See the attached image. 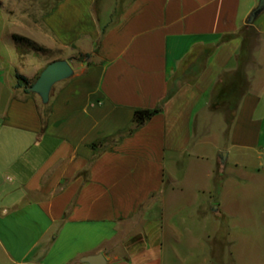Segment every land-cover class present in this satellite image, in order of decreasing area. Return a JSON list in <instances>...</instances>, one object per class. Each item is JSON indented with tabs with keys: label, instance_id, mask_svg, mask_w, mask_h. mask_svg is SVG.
Listing matches in <instances>:
<instances>
[{
	"label": "crops",
	"instance_id": "obj_1",
	"mask_svg": "<svg viewBox=\"0 0 264 264\" xmlns=\"http://www.w3.org/2000/svg\"><path fill=\"white\" fill-rule=\"evenodd\" d=\"M258 2L132 0L103 24L97 0L57 1L34 37L55 55L23 75L58 59L73 75L47 104L13 87L0 110V211L37 228L31 264H88L82 258L99 253L106 264H164L193 157L222 170L232 161L264 182V23L253 25L255 60L240 36L222 41ZM159 106L127 133L135 110ZM218 115L224 143L204 133Z\"/></svg>",
	"mask_w": 264,
	"mask_h": 264
},
{
	"label": "rangeland",
	"instance_id": "obj_2",
	"mask_svg": "<svg viewBox=\"0 0 264 264\" xmlns=\"http://www.w3.org/2000/svg\"><path fill=\"white\" fill-rule=\"evenodd\" d=\"M57 1L0 0V110L15 88V73L32 75L37 66L55 55L35 51L28 43L17 42L14 36L36 42L34 37ZM131 1L97 0L96 12L103 24L117 22ZM255 22L264 23V12ZM260 42V36L244 42L249 48L248 59L255 60ZM41 70L31 81L37 79ZM226 109L220 110L229 120ZM215 121L214 128L204 133L212 141L220 142L226 132L222 131L219 115ZM201 134L202 131H195L196 136ZM215 167L211 158L190 159L180 200L183 208L172 212L175 226L169 228V234L173 239L164 243V264H264V182L233 166L232 161L223 170L219 164ZM231 175L233 179L225 181ZM210 202L214 203L211 209ZM216 208L219 210L214 212ZM1 213L0 236L4 246L0 245V264H31L32 255L27 251L30 236L35 237L37 228L13 226L11 220L16 214L10 210L3 218ZM25 232L30 235L22 243L19 240ZM10 238L12 242L8 241ZM12 244L17 246L16 250H12Z\"/></svg>",
	"mask_w": 264,
	"mask_h": 264
},
{
	"label": "water",
	"instance_id": "obj_3",
	"mask_svg": "<svg viewBox=\"0 0 264 264\" xmlns=\"http://www.w3.org/2000/svg\"><path fill=\"white\" fill-rule=\"evenodd\" d=\"M264 12V0H259L257 6L250 12L246 26L252 27L257 18ZM74 70L71 64L65 59H58L50 62L41 71L37 80L29 87V91L37 94L44 104L50 100V94L55 84L71 77ZM219 158L224 164L227 158V152L220 151ZM216 208L215 210H217ZM82 261L88 264H106L107 260L102 253L82 258Z\"/></svg>",
	"mask_w": 264,
	"mask_h": 264
},
{
	"label": "trees",
	"instance_id": "obj_4",
	"mask_svg": "<svg viewBox=\"0 0 264 264\" xmlns=\"http://www.w3.org/2000/svg\"><path fill=\"white\" fill-rule=\"evenodd\" d=\"M235 36H240L243 39V42H245L248 38L252 39V38H257L258 32L256 31V29L252 26V27H247L246 25H244L237 34H231V35H225L222 38V41H229L231 39H233V37ZM14 39L19 42H25L28 43L29 45H31L33 47V49L35 51L38 52H43V53H51V50H49L48 48L41 46L39 44H37L36 42L26 38V37H18V36H14ZM90 54H84L79 56V60H87L89 59ZM42 71V70H41ZM41 73V72H40ZM39 73V75H40ZM39 75L37 76V78L39 77ZM15 78H16V83H15V88H22L23 91L26 94L29 95H34L35 93L30 92L29 91V87L37 80L35 81H31V79H29L27 76L16 72L15 73ZM161 111V107H157L154 109H137L135 110L134 113V117H133V124L134 127H130L127 129V133L131 134L133 133L137 128L141 127L143 124H145L149 119H151L155 114L159 113ZM94 147H96V144H93Z\"/></svg>",
	"mask_w": 264,
	"mask_h": 264
}]
</instances>
